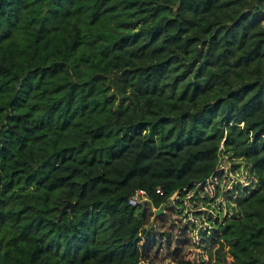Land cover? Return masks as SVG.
<instances>
[{"label": "trees", "instance_id": "16d2710c", "mask_svg": "<svg viewBox=\"0 0 264 264\" xmlns=\"http://www.w3.org/2000/svg\"><path fill=\"white\" fill-rule=\"evenodd\" d=\"M225 159L255 187L211 197ZM163 243V264H264V0H0V264Z\"/></svg>", "mask_w": 264, "mask_h": 264}, {"label": "rangeland", "instance_id": "374dc122", "mask_svg": "<svg viewBox=\"0 0 264 264\" xmlns=\"http://www.w3.org/2000/svg\"><path fill=\"white\" fill-rule=\"evenodd\" d=\"M234 163L239 164L240 167H238V168L234 167V165H233ZM222 169L224 170V172H225L224 175L226 176L225 178L223 176L222 182L221 183L219 182L220 180H218V178H217L219 174H217L216 176H214L209 181V183L206 187L207 192L211 195V197L215 198V193H216L215 188H217V185L221 186V188H223V189H231L233 186H235L237 184H240V185L244 186L245 188L253 189V187H255V185H256L255 178L253 176L248 175L247 169L242 162H240L238 160L230 161V160L225 159L223 161V164H222ZM245 188L242 189V191H244ZM189 197H192V194H189L188 198ZM217 201H219V200H217ZM219 203H222L221 205L223 207L222 208L223 212L221 215L222 218L226 214L232 215V211L230 209L226 208V204H228V203L224 199H222V197L220 198ZM184 204H185V206L183 205V207H185V209H184L183 214L185 215V213H186V215H188L189 217H185L183 214H181L182 226H186L187 224H189V219L192 220V218H193L192 213H189V212L194 210V208H193L194 203H190L189 200H186V202ZM199 210H203V212H206L207 209L204 207H201ZM164 213H165V210H163L162 214H164ZM214 215H217V213H215ZM207 218H208L207 216H206V218H201V219H195V217H194L193 220L196 223L197 228H195L194 231H192L191 225L189 227L190 230L192 231L193 239L196 242H198V244H199V239H201L200 230H203L205 232L211 228V225L208 222H206ZM150 222H151L150 228L154 229V232L157 233L156 238L158 241H160L161 240L160 233H162L166 229H163L162 225L160 223L154 222V217L152 218V220ZM163 242H165L164 239H163ZM173 248H174V246H173ZM171 257H172V254H171L170 250L163 243L162 249H160L158 251V255H156L154 257L152 263L151 262H145L144 264H163L165 261L169 260Z\"/></svg>", "mask_w": 264, "mask_h": 264}, {"label": "water", "instance_id": "95a60500", "mask_svg": "<svg viewBox=\"0 0 264 264\" xmlns=\"http://www.w3.org/2000/svg\"><path fill=\"white\" fill-rule=\"evenodd\" d=\"M70 210V213L73 215L74 214V211L76 210V204L73 203V202H67V204L63 207L62 209V212H61V215H60V219L62 220L64 214ZM164 210V207L162 206L160 208V210L157 212V216L161 215L162 212Z\"/></svg>", "mask_w": 264, "mask_h": 264}, {"label": "built area", "instance_id": "2783aa9c", "mask_svg": "<svg viewBox=\"0 0 264 264\" xmlns=\"http://www.w3.org/2000/svg\"><path fill=\"white\" fill-rule=\"evenodd\" d=\"M148 201V193L145 191H140L133 199H131L132 205H139Z\"/></svg>", "mask_w": 264, "mask_h": 264}]
</instances>
